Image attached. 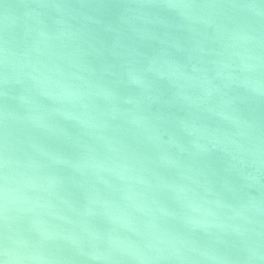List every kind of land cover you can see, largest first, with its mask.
I'll return each instance as SVG.
<instances>
[{"label": "water", "instance_id": "1", "mask_svg": "<svg viewBox=\"0 0 264 264\" xmlns=\"http://www.w3.org/2000/svg\"><path fill=\"white\" fill-rule=\"evenodd\" d=\"M0 264H264V0H0Z\"/></svg>", "mask_w": 264, "mask_h": 264}]
</instances>
